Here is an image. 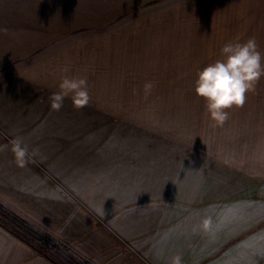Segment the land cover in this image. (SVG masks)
I'll list each match as a JSON object with an SVG mask.
<instances>
[{"label": "crops", "instance_id": "1", "mask_svg": "<svg viewBox=\"0 0 264 264\" xmlns=\"http://www.w3.org/2000/svg\"><path fill=\"white\" fill-rule=\"evenodd\" d=\"M16 2L0 0V198L99 264H256L253 184L153 110L159 33L65 32ZM64 77L85 80L84 105L53 107ZM0 262L55 264L1 224Z\"/></svg>", "mask_w": 264, "mask_h": 264}, {"label": "rangeland", "instance_id": "2", "mask_svg": "<svg viewBox=\"0 0 264 264\" xmlns=\"http://www.w3.org/2000/svg\"><path fill=\"white\" fill-rule=\"evenodd\" d=\"M22 1L17 0L16 5L26 6L30 23L35 25H39L40 15H47L49 21L58 18L63 22L68 32L72 25L98 27L111 18L112 27L127 35L159 33V54H168L160 57V62L165 63L163 67L168 69L158 72L161 87L153 90L159 96L153 110L160 115V126L183 129L187 139L206 151L201 153L208 160H216L224 170L237 173L253 184L251 189L257 198L254 261L264 264V76L247 93L243 105L229 110L222 124L209 120L203 100L194 91L198 70L221 58V48L226 42L255 37L264 53V0ZM0 201L23 217L26 225L38 234L63 243L75 263L99 264L70 242L62 241L53 228L41 221L40 215H27L6 200L0 198ZM20 229L26 232L21 226Z\"/></svg>", "mask_w": 264, "mask_h": 264}, {"label": "clouds", "instance_id": "3", "mask_svg": "<svg viewBox=\"0 0 264 264\" xmlns=\"http://www.w3.org/2000/svg\"><path fill=\"white\" fill-rule=\"evenodd\" d=\"M261 76H264V53L259 50L255 37L243 42H226L221 48V58L198 70L194 91L203 100L209 120L222 124L233 106L245 103L247 93L254 90ZM85 83L84 79L64 77L53 107L59 108L60 100L69 93H74L77 106L84 105L88 100ZM23 151L17 145V154L22 156ZM211 225V218L205 217L199 227L207 231ZM171 264H182L181 255L173 256Z\"/></svg>", "mask_w": 264, "mask_h": 264}, {"label": "trees", "instance_id": "4", "mask_svg": "<svg viewBox=\"0 0 264 264\" xmlns=\"http://www.w3.org/2000/svg\"><path fill=\"white\" fill-rule=\"evenodd\" d=\"M0 224L15 235L24 239L32 248L56 264H77L70 257L67 251L68 249L63 243L55 242L50 237L38 234L35 230L26 225V221L23 217L1 201ZM20 226L25 228L26 232L20 229Z\"/></svg>", "mask_w": 264, "mask_h": 264}]
</instances>
